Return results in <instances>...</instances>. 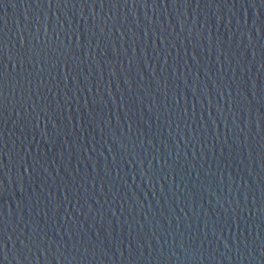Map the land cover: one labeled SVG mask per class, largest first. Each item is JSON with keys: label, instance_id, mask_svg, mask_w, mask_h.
Listing matches in <instances>:
<instances>
[{"label": "water", "instance_id": "95a60500", "mask_svg": "<svg viewBox=\"0 0 264 264\" xmlns=\"http://www.w3.org/2000/svg\"><path fill=\"white\" fill-rule=\"evenodd\" d=\"M0 264H264V0H0Z\"/></svg>", "mask_w": 264, "mask_h": 264}]
</instances>
